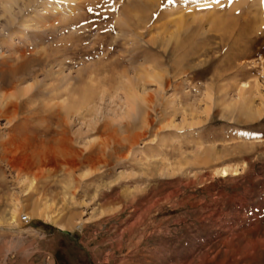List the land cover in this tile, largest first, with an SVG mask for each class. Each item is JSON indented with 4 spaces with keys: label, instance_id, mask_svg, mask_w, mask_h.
<instances>
[{
    "label": "rangeland",
    "instance_id": "rangeland-1",
    "mask_svg": "<svg viewBox=\"0 0 264 264\" xmlns=\"http://www.w3.org/2000/svg\"><path fill=\"white\" fill-rule=\"evenodd\" d=\"M82 1L0 0V92L34 133L6 157L55 132L73 157L0 161V264H264V0Z\"/></svg>",
    "mask_w": 264,
    "mask_h": 264
},
{
    "label": "bare ground",
    "instance_id": "bare-ground-1",
    "mask_svg": "<svg viewBox=\"0 0 264 264\" xmlns=\"http://www.w3.org/2000/svg\"><path fill=\"white\" fill-rule=\"evenodd\" d=\"M9 1V5L11 6V4L13 3H15L16 5L18 4V5H20L21 7H19V11H22V10H27L28 8H30L31 6H32V3H33V0H8ZM84 1H86V0H84ZM84 1H82V2H84ZM118 1V0H117ZM116 1V2H117ZM133 0H130L129 2H131L130 3V5L131 6H133L134 8H135V6H137L138 7V5H137V3H136V1L134 2H132ZM155 1V0H154ZM7 2V1H6ZM103 2V1H102ZM115 2V1H114ZM119 2H120V0H119ZM151 2H153V1H151ZM156 2H157V0H156ZM36 3V2H35ZM86 3V2H85ZM88 3V2H87ZM92 3V2H91ZM148 3V2H147ZM110 4V3H109ZM129 4V3H128ZM136 4V5H135ZM36 5V4H35ZM111 5V4H110ZM46 6V5H45ZM83 6V5H82ZM105 6V5H104ZM121 6H122V4H121ZM127 6V4H123V7H126ZM46 7H48V6H46ZM122 7V8H123ZM130 7V6H129ZM146 7V6H145ZM32 8V7H31ZM96 8V7H95ZM146 9V8H145ZM111 10H113V9H111ZM93 13V12H92ZM129 13V12H128ZM140 13V12H139ZM81 14V13H80ZM10 15V14H9ZM21 15V14H20ZM137 15V14H136ZM147 15V14H146ZM23 16V15H22ZM100 16V15H99ZM145 16V15H144ZM9 17V16H8ZM12 17V16H11ZM82 17V16H81ZM26 18V17H25ZM130 19V18H129ZM12 20V19H11ZM137 20V19H136ZM69 21V20H68ZM130 21V20H129ZM11 22V21H10ZM9 22V23H10ZM16 22V21H15ZM99 22V21H98ZM127 22V21H126ZM131 22V21H130ZM132 23V22H131ZM143 23V22H142ZM232 23V22H231ZM233 24V23H232ZM238 24V23H237ZM107 26V25H106ZM119 26H120V24H119ZM218 26H219V23H218ZM239 27H240V25H239ZM217 28V27H216ZM225 29V28H224ZM222 30V29H221ZM239 31V30H238ZM232 32V31H231ZM218 35V34H217ZM69 40V39H68ZM154 40V39H153ZM77 41V40H76ZM68 45V44H67ZM67 47V46H66ZM73 52H74V50H73ZM109 54V53H108ZM49 56V55H48ZM55 56V55H54ZM25 57V56H24ZM27 58V57H26ZM103 59H104V57H103ZM52 60V59H51ZM54 60V59H53ZM53 62V61H52ZM98 63V62H97ZM101 63H103V62H101ZM121 63V62H120ZM28 64V63H27ZM111 64H113V63H111ZM12 65V64H11ZM29 65H31V64H29ZM103 65V64H102ZM101 66V65H100ZM104 66H106V65H104ZM109 66V65H108ZM117 66V65H116ZM98 67V66H97ZM113 67H114V65H113ZM16 70H18V68L16 69ZM92 71H93V69H92ZM115 71V70H114ZM15 72V71H14ZM78 72V71H77ZM92 73V72H91ZM95 73V72H94ZM80 74V73H79ZM148 75V74H147ZM90 76V75H89ZM92 76V80H94L93 79V76H94V74L93 75H91ZM150 76V75H149ZM155 76V75H154ZM94 77H96V76H94ZM74 78V77H73ZM83 79V78H82ZM87 80H89V79H87ZM77 81H78V78H77ZM81 81V80H80ZM84 81V80H83ZM82 81V82H83ZM79 82V81H78ZM94 82V81H93ZM92 82V83H93ZM86 83V82H85ZM89 83H90V81H89ZM88 83V84H89ZM95 83V82H94ZM68 84V83H67ZM66 84V85H67ZM71 84V82L69 83V85ZM9 86V85H8ZM83 86V85H82ZM90 86V85H89ZM57 87V86H56ZM74 88V87H73ZM72 88V90H74ZM102 88V87H101ZM1 89H4V86H0V90ZM78 89H80V87L78 88ZM67 90V89H66ZM75 90H76V88H75ZM74 90V92H76ZM83 90V89H82ZM5 92V91H4ZM73 92V93H74ZM58 93V92H57ZM71 93V92H70ZM73 93H71V94H73ZM60 94H61V92H60ZM60 94H59V96H60ZM64 94V93H63ZM70 94V95H71ZM77 94V93H76ZM21 95V94H20ZM55 95V93L53 94V96ZM66 95V94H65ZM73 97H74V95H72ZM76 96V95H75ZM77 96H78V94H77ZM99 96V95H98ZM12 97H14L15 98V96H12V94L11 93H3L2 91L0 92V116H4V117H6L7 119H8V121H9V123L11 124V127H10V129H11V134H9V136L7 137V141H4V142H2L1 143V154H0V161H6L7 163H8V165L10 166V168H12V169H15V170H17V172H21V171H25V172H28V173H31L32 174V176H33V178L34 179H40L43 175H44V169H45V165L47 164V163H50V162H53V163H50V164H52L53 166H56L57 167V163H59V164H62L63 162H66V163H70V162H72V159H73V157H72V155H70V150L69 151H67L65 148H63V146H62V144H61V141H63L64 140V138L62 137V138H60L59 136V138H57L56 137V134L58 133V132H53L54 134H51V135H49L47 138H46V142H48V144L50 143V142H52V144L53 145H51V146H46L45 148L43 147V148H40V146H38V147H36V146H34V147H36V148H32L33 150L31 151V149H30V153L29 154H27V155H23V156H16V159H13L12 157V159H9V158H7L6 157V153H9L10 151L5 147V146H7V144L8 145H10L11 143L12 144H14L13 142H16L15 140H17L18 139V141H19V144H14V146H16V147H19L20 149L23 147L24 148V151H26L27 150V152H28V150L29 149H27V148H31V147H33V145L31 146V144L29 143V141L27 140V138H26V134H24L23 132L25 131L26 132V129L27 128H24V129H18V127H17V123H19V121H21V120H23L24 122H28V121H30L31 120V117H32V115L31 114H21V116H20V112H21V109H24V102H21V101H23V100H16V99H14V98H12ZM69 97V96H68ZM71 97V96H70ZM79 97H80V95H79ZM79 97H78V101L81 99H79ZM24 98V97H23ZM73 99V98H72ZM75 99V100H74ZM73 100L74 101H76V98H74ZM90 99V98H89ZM54 100V99H53ZM83 100V99H82ZM65 101H67V100H65ZM69 101V100H68ZM67 101V102H68ZM58 103H59V101H58ZM77 103V102H76ZM82 103V102H81ZM81 103H78V105L79 104H81ZM67 104H69V105H66V106H62L61 105V103H60V105H58V107H60L61 109H62V113L63 114H61L60 112V115H59V113L57 112V111H53V108L52 107H50V106H48V107H50V108H52V111H47L46 112V116L47 117H51V115H53V114H55V116H57V117H59V119H58V122L59 123H57V127H59V124H60V127H61V124L62 125H64L63 127H61V133H62V136L64 135V134H67V127H68V125H69V122H68V119H70V117L71 116H73L74 114H75V112H77L78 111V108H76L77 106H75V103L73 102V101H71L70 103H67ZM50 105V104H49ZM48 110H50V108H48L47 107V105L45 106ZM44 107V108H45ZM79 107H81V106H79ZM44 108H42V109H44ZM60 108H57V109H59L60 110ZM63 109H64V111H63ZM45 110V109H44ZM43 110V111H44ZM58 110V111H59ZM43 111L41 112V114H44L43 113ZM46 111V110H45ZM37 113H39V112H37ZM44 116V115H43ZM43 116H42V119H43ZM38 118V117H37ZM45 118V117H44ZM38 120H41V118L39 119L38 118ZM53 121H56V120H53ZM133 121V120H132ZM23 122V123H24ZM53 125V124H52ZM134 125V124H133ZM54 126V125H53ZM134 127H135V125H134ZM9 129V130H10ZM38 129V128H37ZM36 130V129H35ZM27 131L30 133V134H33L34 135V133L33 132H31V131H29V129H27ZM57 131V130H56ZM61 133H59V134H61ZM58 135V134H57ZM31 137V136H30ZM65 137V136H64ZM35 138V137H34ZM40 137H38L37 139H39ZM42 138V137H41ZM33 138H31V140H32ZM102 139H104V138H102ZM108 139V138H107ZM30 140V139H29ZM66 140H69L68 138L66 139ZM34 141V140H33ZM33 141H31V142H33ZM34 142H37V141H34ZM44 142V141H43ZM42 141H40L39 143H43ZM105 144H106V142H105ZM42 145V144H41ZM63 145H64V143H63ZM104 145V144H103ZM43 146H44V144H43ZM67 147V146H66ZM39 148V149H38ZM22 153V152H21ZM72 154V153H71ZM20 155V154H19ZM10 156V155H9ZM75 156H76V154H75ZM79 156V155H78ZM89 156V155H88ZM18 157V158H17ZM75 158H77V157H75ZM74 158V159H75ZM76 168V167H75ZM54 170H55V168H54ZM73 170V169H72ZM50 174V173H49ZM31 178V177H30ZM49 179V178H48ZM45 181V180H44ZM47 185V184H46ZM29 187V186H28ZM32 213V212H31ZM65 218V217H64ZM69 218V217H68ZM56 224V223H55ZM60 227H62V224L61 225H59ZM65 226V225H64Z\"/></svg>",
    "mask_w": 264,
    "mask_h": 264
},
{
    "label": "built area",
    "instance_id": "built-area-1",
    "mask_svg": "<svg viewBox=\"0 0 264 264\" xmlns=\"http://www.w3.org/2000/svg\"><path fill=\"white\" fill-rule=\"evenodd\" d=\"M20 220L23 221V222H27L28 217L23 215V216H21Z\"/></svg>",
    "mask_w": 264,
    "mask_h": 264
}]
</instances>
